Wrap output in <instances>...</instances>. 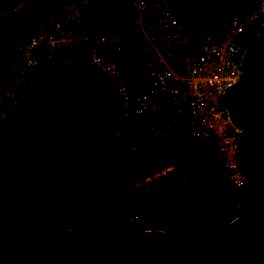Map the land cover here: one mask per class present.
Here are the masks:
<instances>
[{"label": "built area", "instance_id": "1", "mask_svg": "<svg viewBox=\"0 0 264 264\" xmlns=\"http://www.w3.org/2000/svg\"><path fill=\"white\" fill-rule=\"evenodd\" d=\"M228 1L59 0L40 8L27 34L12 30L7 18L28 0L3 4L0 28L7 44L0 45V108L18 99L15 91L23 90L27 73L42 58L58 66L83 55L86 73L112 98L116 120L127 124L132 151L152 140L181 145L212 135L231 190L242 194L245 175L234 158L240 130L229 118L226 97L244 76L240 60L250 47L245 38L264 37V0ZM97 6L112 15L102 19L86 12ZM167 166L165 161L159 171ZM129 216L133 222L138 217ZM5 240L0 230V242ZM13 258L0 251V264H15Z\"/></svg>", "mask_w": 264, "mask_h": 264}, {"label": "trees", "instance_id": "2", "mask_svg": "<svg viewBox=\"0 0 264 264\" xmlns=\"http://www.w3.org/2000/svg\"><path fill=\"white\" fill-rule=\"evenodd\" d=\"M14 1L0 0V6ZM58 1L28 0L26 7L8 15L7 23L12 30H16L19 17L31 15L37 18L42 6H50ZM104 10V6H97L86 12L108 19L112 14L104 15ZM83 59L81 55L72 64L55 66L50 73L46 71L51 76H60L55 84L62 90L60 97H66L67 101L70 93L77 92L86 84L90 85ZM92 85L95 86L94 83ZM26 88V84H23V89ZM15 94L20 98L22 91L17 90ZM99 95L95 93L94 101L101 107L109 106L111 97L104 93ZM111 102L108 109L110 120L121 129H126L124 121L116 120V107L113 100ZM8 108L9 105H4L0 109L7 112ZM69 131L76 139V135H80L82 142L83 139L89 141L87 132L81 127L77 130L70 127ZM86 143L88 145L84 144V147L92 146L90 142ZM129 143L127 140L124 148L113 152L116 155L113 169L104 164L100 170L97 169L103 186L101 190L109 191L129 213H137L138 217L134 220L136 230H161L175 248L195 260H206L221 229L237 215L236 207L240 201L227 181L226 168L216 150L215 138L209 135L206 140L181 145L175 139H170L166 146L152 140L138 151H132ZM189 148H195V152H186ZM165 161L176 162L177 172L183 176V181L175 189L169 186L170 190L160 207H146L133 185L135 176L142 178L148 173L157 172ZM17 176L18 173L0 184V230L7 236V240L0 242V251L13 253L15 264H85L66 220L71 208L86 196L75 201V193L68 194L70 201L63 207L64 204L57 203L50 192L38 190L30 181L23 186L18 185ZM11 239H14L11 248L4 249Z\"/></svg>", "mask_w": 264, "mask_h": 264}, {"label": "rangeland", "instance_id": "3", "mask_svg": "<svg viewBox=\"0 0 264 264\" xmlns=\"http://www.w3.org/2000/svg\"><path fill=\"white\" fill-rule=\"evenodd\" d=\"M22 18L30 25L36 19L31 15H23ZM16 30L23 34L29 32L20 26ZM5 36L0 28L1 46L7 44ZM263 38L251 35L244 42L252 46L261 43ZM44 50L40 47L39 52ZM53 68L41 59L38 67L27 73V88L22 90L21 97L7 112L0 109V184L18 173V185L23 186L30 181L38 190L50 192L57 203L65 207L70 201L68 194L75 193L73 199L77 201L103 188L97 169L100 170L102 164L113 169L116 159L113 152L124 148L129 137L126 129H121L109 118L112 98L107 107H101L94 101L95 93L109 95L94 76L88 74L90 85H84L71 95L67 92V96L70 95L67 101L66 97H60L62 90L55 84L60 76L49 74ZM59 99L62 101L59 102ZM226 99L227 102L230 100L229 94ZM107 122L110 124L107 125ZM70 127L74 130L81 127L87 132L89 141L83 139L82 142L80 135H76L77 139L73 137ZM86 142L92 146L84 147V144L88 145ZM188 151L193 153L195 148ZM175 163L169 161L167 168L156 174L142 178L135 176L133 185L146 207H160L170 190L169 186L173 189L179 186L181 176ZM90 166L93 167L91 170ZM236 195L240 200V190L236 191Z\"/></svg>", "mask_w": 264, "mask_h": 264}, {"label": "water", "instance_id": "4", "mask_svg": "<svg viewBox=\"0 0 264 264\" xmlns=\"http://www.w3.org/2000/svg\"><path fill=\"white\" fill-rule=\"evenodd\" d=\"M240 65L244 76L228 90L227 111L240 130L234 158L245 180L237 215L221 229L207 259L175 248L161 230H136L128 209L100 190L67 215L85 264H264V42L248 47Z\"/></svg>", "mask_w": 264, "mask_h": 264}, {"label": "crops", "instance_id": "5", "mask_svg": "<svg viewBox=\"0 0 264 264\" xmlns=\"http://www.w3.org/2000/svg\"><path fill=\"white\" fill-rule=\"evenodd\" d=\"M21 22V23H20ZM20 22H16V27L20 26L23 27L25 30L28 29V31L31 29L32 30V24L27 23L26 21H23V18L21 17Z\"/></svg>", "mask_w": 264, "mask_h": 264}, {"label": "clouds", "instance_id": "6", "mask_svg": "<svg viewBox=\"0 0 264 264\" xmlns=\"http://www.w3.org/2000/svg\"><path fill=\"white\" fill-rule=\"evenodd\" d=\"M55 67V66H54ZM146 230H149V229H146Z\"/></svg>", "mask_w": 264, "mask_h": 264}]
</instances>
